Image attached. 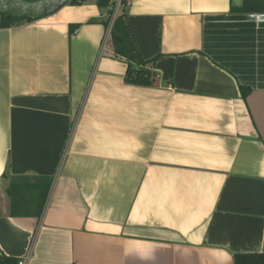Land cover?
I'll use <instances>...</instances> for the list:
<instances>
[{
  "label": "crops",
  "instance_id": "obj_1",
  "mask_svg": "<svg viewBox=\"0 0 264 264\" xmlns=\"http://www.w3.org/2000/svg\"><path fill=\"white\" fill-rule=\"evenodd\" d=\"M245 1L134 0L120 14L141 57L158 56L150 86L103 48L98 0L0 29V255L234 264L264 253V12L232 10ZM43 177L41 215L25 213L39 206L27 188L13 216L11 183Z\"/></svg>",
  "mask_w": 264,
  "mask_h": 264
},
{
  "label": "trees",
  "instance_id": "obj_2",
  "mask_svg": "<svg viewBox=\"0 0 264 264\" xmlns=\"http://www.w3.org/2000/svg\"><path fill=\"white\" fill-rule=\"evenodd\" d=\"M84 0H0V29L9 28L20 25L25 22H33L48 15L55 13L64 5L79 4ZM101 7H106L109 0H98ZM22 8V12L15 9ZM235 12H264V0H247L240 7H232ZM76 25H71V32L74 31ZM110 42L118 55L123 56L128 61L127 80L131 83L150 86L155 82L156 75L153 70L158 56L145 60L141 57L137 48L134 36L129 26L126 15L119 14L114 22ZM243 93L246 95L250 91L247 87H242ZM52 186V178L43 177L37 182H29L24 178L15 179L8 193L11 199V214L13 216H21L24 214L20 211L21 198L24 191L30 188L38 192L39 206L36 211H26L25 213L34 212L41 215L44 205L47 201L49 190ZM27 207L32 205L27 203ZM19 258L5 254L0 255V264H18ZM234 264H264V253H239L234 255Z\"/></svg>",
  "mask_w": 264,
  "mask_h": 264
},
{
  "label": "built area",
  "instance_id": "obj_3",
  "mask_svg": "<svg viewBox=\"0 0 264 264\" xmlns=\"http://www.w3.org/2000/svg\"><path fill=\"white\" fill-rule=\"evenodd\" d=\"M134 0H109L108 10H109V22L107 27V32L103 42V48L109 43L111 39V32L114 22L117 16L123 12L127 7H129ZM159 77V75H156ZM32 257V250L30 249L27 254L19 258L18 264H28Z\"/></svg>",
  "mask_w": 264,
  "mask_h": 264
},
{
  "label": "rangeland",
  "instance_id": "obj_4",
  "mask_svg": "<svg viewBox=\"0 0 264 264\" xmlns=\"http://www.w3.org/2000/svg\"><path fill=\"white\" fill-rule=\"evenodd\" d=\"M15 11H17V12H22L23 10H22V8H18V9H15ZM111 43V42H110Z\"/></svg>",
  "mask_w": 264,
  "mask_h": 264
}]
</instances>
